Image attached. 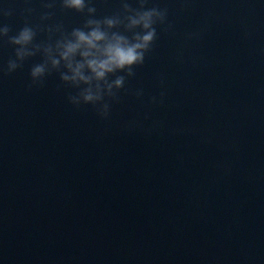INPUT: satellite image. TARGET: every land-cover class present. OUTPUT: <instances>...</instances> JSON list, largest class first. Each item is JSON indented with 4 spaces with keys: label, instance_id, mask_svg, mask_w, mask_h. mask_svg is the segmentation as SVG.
<instances>
[{
    "label": "water",
    "instance_id": "obj_1",
    "mask_svg": "<svg viewBox=\"0 0 264 264\" xmlns=\"http://www.w3.org/2000/svg\"><path fill=\"white\" fill-rule=\"evenodd\" d=\"M69 4L0 0V264H264V0Z\"/></svg>",
    "mask_w": 264,
    "mask_h": 264
},
{
    "label": "clouds",
    "instance_id": "obj_2",
    "mask_svg": "<svg viewBox=\"0 0 264 264\" xmlns=\"http://www.w3.org/2000/svg\"><path fill=\"white\" fill-rule=\"evenodd\" d=\"M70 7H75L78 10L83 7V0H70ZM155 12V9L149 12H145L141 17L143 22V27L148 29L151 28L147 34L143 35L142 38H139L141 42L128 45L127 42L122 37H116L115 42L107 43L102 49L97 47V42L104 40V35L99 31H93L91 35H85L83 32L77 31L75 35L77 36V43L69 44L63 53L65 58L73 55L81 45L87 46L88 49H96L99 52V56H94L93 59L87 61L88 67L94 73L97 80L103 79L107 73L113 72L117 69H127L129 75H133L132 66L136 64H142L144 62V52L140 50H147L149 48L150 43L156 37V30L154 27H151L152 24V16ZM140 21H133L134 24L139 23ZM7 31V29H6ZM31 39V33L25 29L21 32L19 39L15 40L16 43L28 42ZM93 55L91 51L83 52L84 57H88ZM54 63H56L54 61ZM17 67L16 64H11L10 69L11 72ZM83 65H78L76 68V76L79 77L80 80H84L87 82L86 77L80 75V68ZM43 67L37 66L32 69L31 76L37 77L43 74ZM64 79H68V77H64ZM75 79V77H73ZM124 78L119 77L116 80L117 85H121L123 83ZM98 97H94L91 94H86L83 97L85 104L94 101ZM72 99V98H71Z\"/></svg>",
    "mask_w": 264,
    "mask_h": 264
}]
</instances>
